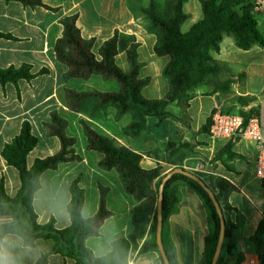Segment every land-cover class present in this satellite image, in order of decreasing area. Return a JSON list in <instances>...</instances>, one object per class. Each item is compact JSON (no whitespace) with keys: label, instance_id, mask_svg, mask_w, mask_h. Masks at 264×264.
<instances>
[{"label":"crops","instance_id":"0c3cea01","mask_svg":"<svg viewBox=\"0 0 264 264\" xmlns=\"http://www.w3.org/2000/svg\"><path fill=\"white\" fill-rule=\"evenodd\" d=\"M152 1L164 3L167 0H42L46 7H29L17 1L0 0V31L13 36V39L0 38V68L29 64L35 74L44 69L48 70L31 82L21 80L18 86L7 84L3 87L0 84V182L3 179L8 195L15 196L21 182L18 171L6 163L1 153L5 144L19 134L25 121L30 122L32 132L39 140L38 145L28 155L30 167L37 158L54 155L61 149L59 139L49 136L46 129V124L52 121L53 112L60 113L74 125L81 118H86L82 113L71 111L67 107L66 88L81 90V82L87 83L89 80L66 79L68 67L58 60L55 53L57 40L63 36L61 20L64 17L78 14L77 26L81 35L85 39H95L93 48L95 52L103 42L114 35L115 31L135 36L139 43L138 61L142 64L140 77L150 78V83L142 90L143 96L155 100L167 95L170 84L164 77L163 70L170 57L155 54L157 37L146 30V23L140 22L142 19L145 20L142 9L147 8ZM254 1L260 5L257 13L264 21V0ZM184 11L188 18L182 24L181 30L187 32L203 17L201 0H187ZM188 21L190 24L184 31L182 27ZM229 39H232L233 43ZM234 45L236 46L233 37L225 36L220 52L214 54L218 62L228 69L221 75V79L226 80L231 73L234 74L233 90L235 79L244 77L242 89L236 88V98H256L246 89L245 84L252 77L264 76V46H254L249 50H243L245 52H239L235 50ZM116 61L124 71L130 69L125 52L120 53ZM221 95L226 94L214 93L209 86L197 88L190 101L187 123L184 125L179 121L168 120L165 126L153 128L151 143L145 141L143 136L145 134L133 136L125 132L126 126L97 127L118 143L141 153L140 165L143 169L150 170L161 166L163 176L173 169L164 161L168 156L165 144L169 140L189 144L193 153L185 160L184 168L199 173L208 185L210 177H220L237 187L238 191L229 197V203L233 208L229 213V219L240 225L235 238L238 249L244 252L245 239L256 232L263 218L264 187L263 181L255 174L257 149L253 141L248 139L236 141L233 151L239 156L227 162V166L221 161L213 160L217 152L229 141L214 138L210 133L202 132L201 128L214 110H223L220 108ZM258 102L256 98L242 108L247 111L256 107ZM110 108L112 107L108 109ZM168 110L178 117L181 116V109L175 103L170 105ZM114 119H117L116 116ZM96 120L91 121L99 123ZM173 122L178 126H172ZM74 127L78 134L74 149L80 159L62 163L57 170H47L42 174V188L36 192L34 198L38 221L47 223L54 218L58 229L70 225V216L67 212V204L71 199L70 185L73 180L82 176L81 186L85 191L82 215L87 218L96 215L102 198L105 210L110 213L99 234L89 236L86 245L92 251L102 246L112 247L113 241L127 237L130 233L131 210L138 202L126 193L120 175L115 169L104 170L99 166L102 155L88 150L82 126ZM41 134L47 139L49 153L32 158L34 151L42 143ZM208 216V210L198 193L187 185H180L176 208L170 214L162 233L165 251L169 259L173 258V264L199 263L204 253L205 238L211 229ZM9 220L10 218L0 214V224ZM152 222L153 213L146 222L145 234L132 245L128 257H136L146 264H164L158 249H145V245L152 240ZM8 236L12 240L21 239L13 234ZM53 247V240H38L32 252L21 253L23 264H35L42 254L51 253ZM16 251L21 252L20 249ZM49 264L76 262L51 253Z\"/></svg>","mask_w":264,"mask_h":264},{"label":"trees","instance_id":"16d2710c","mask_svg":"<svg viewBox=\"0 0 264 264\" xmlns=\"http://www.w3.org/2000/svg\"><path fill=\"white\" fill-rule=\"evenodd\" d=\"M4 1H17L29 7H46L42 0ZM186 1L167 0L163 6L152 1L147 8L142 9L146 30L157 37L155 54L170 57L163 70L164 77L169 81L170 90L162 99L150 100L142 94L143 88L150 83V78L140 77L142 64L138 61L139 43L135 36L115 31L114 35L103 42L95 52L93 50L95 39H85L81 35L77 26L78 14L61 20L64 31L63 36L57 40L55 53L58 60L68 67L66 79L87 81L100 77L104 80H113L117 84V90L114 91L66 88V102L71 111L85 115L86 118H81L79 123L87 138L88 150L102 155L99 166L104 170L115 169L120 175L126 193L138 202L131 210L130 233L127 237L116 239L112 243L115 254L110 259L118 258L121 264L128 258L135 241L145 234L146 222L151 213H153L152 240L145 245V249H158L157 208L159 188L164 176L161 166L150 170L143 169L140 165L141 153L118 143L91 120L105 117L107 109L112 107L117 110L118 116L131 113L133 120L125 128V132L134 130L133 136L148 128L165 126L168 120L179 121L185 125L189 120L190 101L197 88L209 86L214 93L224 94L232 90L234 74L231 73L229 78L222 80L221 75L228 69L214 56L220 52L224 37L232 36L236 46L242 50L264 46V34L258 28L254 0H201L202 19L193 24L187 32H183L181 26L188 18L184 11ZM0 38L13 39V36L0 31ZM122 52L126 53L130 64L128 71H124L116 61V57ZM47 71L44 69L39 74ZM39 74L33 73L29 64L0 68V84L3 87L7 84L18 86L21 80L31 82ZM254 100L239 98L242 106H247ZM174 103L181 109L180 117L168 110ZM214 112L215 110L212 114ZM236 113L249 119L259 115L260 106ZM212 114L202 126V132L210 133ZM51 118L52 121L46 124V129L49 136L59 139L61 149L58 153L37 158L32 166H28V155L39 142L38 137L32 132L29 121H25L19 134L3 147L2 157L8 165L18 171L21 185L16 195L10 196L6 192L3 179L0 182V214L10 218L8 222L0 224L3 228L0 236L17 235L32 248L40 239L53 240L54 247L51 252L53 254L72 259L76 264H104L102 260L94 259L93 251L86 245V239L99 234L110 213L105 210L102 198L97 214L84 218L82 209L85 191L81 186L82 176L77 177L70 185L71 199L67 204L70 225L58 229L54 218L47 223L38 221L34 198L36 192L42 188V174L47 170H57L62 163L80 159L74 149L78 137L70 132L71 122L58 112H53ZM234 143L229 141L217 152L213 160L221 161L227 166V162L238 158L239 155L233 151ZM165 150L168 156L164 161L173 168H183L185 160L193 153L189 144H180L175 140H169ZM196 174L202 177L199 173ZM180 185L194 189L208 210L211 229L205 238L204 253L198 264H211L221 233V220L208 192L184 174H174L164 186L163 227L176 208ZM209 187L215 193L226 221L225 241L217 264H240L245 258V253L255 254L259 263L264 264V212L256 232L245 239V251H240L235 238L240 225L229 219V213L233 210L229 197L238 189L220 177H210ZM101 193L103 196L104 191ZM51 253L42 254L35 264H49ZM170 261L173 264V258H170Z\"/></svg>","mask_w":264,"mask_h":264},{"label":"rangeland","instance_id":"374dc122","mask_svg":"<svg viewBox=\"0 0 264 264\" xmlns=\"http://www.w3.org/2000/svg\"><path fill=\"white\" fill-rule=\"evenodd\" d=\"M159 4H160V6H163L165 4V2L164 3L162 2ZM255 16L258 20V26L264 34V30H263L264 21L258 13H256ZM140 22L142 24H145L146 20L142 19V20H140ZM188 24H190V21H188L187 24H185L182 27L184 31L186 30V26H188ZM229 40L233 43L232 39H229ZM224 44H225V42L223 43V45ZM234 48H235V50L237 49L239 52H245L242 49L237 48L235 45H234ZM243 74H244V72H243ZM225 76H228V75L225 74ZM243 81H244V77H239V78H237V80L235 79V84H234V87H233V90L231 91V93L226 94V95H221L220 108L223 109L221 111H228V112H233V113L244 111V108H242L243 106L240 105L241 103H240L239 99H237L238 97L236 98V94H237L236 88L241 90L243 87ZM81 83H82L81 90H85V91L93 90V89H98L101 91L117 90V84L113 80H104L100 77H95V78H92L91 80L89 79V81L87 83H85V82H81ZM245 87L249 92H251L253 95H255V97L259 101L257 106H260L259 105L260 101H262L263 96H264V76H255V77L248 79L246 81ZM256 98L253 97V99H256ZM115 116L117 119H114ZM132 120H133V117H132L131 113H126V114H123L121 116H118L117 110L114 108H110V109H107L105 117H101V118L97 119L96 121L99 123H94V124L96 126H126V128H127V126L130 125ZM71 126H73V127L71 128L70 132L72 134H76L78 137L76 127H74V126H81V125L79 124V122H77L76 125H74L72 123ZM172 126H178V124L173 122ZM153 128H148L145 131H142L135 136H140L141 134H145V135H143L145 138V141L147 143H151L153 140V131H154ZM128 133L133 135L134 130H129ZM41 139H42L41 140L42 143L40 144L39 148L36 151H34L32 158H34L35 156H38V155H46L47 153H49L48 152L49 150H48L47 145H46V143H47L46 137L41 134ZM180 144H182L181 141H180ZM165 148H166V146H165ZM190 171H192V170H190ZM192 172H195V171H192Z\"/></svg>","mask_w":264,"mask_h":264},{"label":"built area","instance_id":"2783aa9c","mask_svg":"<svg viewBox=\"0 0 264 264\" xmlns=\"http://www.w3.org/2000/svg\"><path fill=\"white\" fill-rule=\"evenodd\" d=\"M255 5L258 12L260 5L258 3ZM260 105L259 115L249 119L239 113L215 110L212 114L210 134L214 138L233 142L240 139L253 141L257 149L255 174L259 180L264 181V96ZM240 264L260 263L255 254L245 253V258Z\"/></svg>","mask_w":264,"mask_h":264},{"label":"water","instance_id":"95a60500","mask_svg":"<svg viewBox=\"0 0 264 264\" xmlns=\"http://www.w3.org/2000/svg\"><path fill=\"white\" fill-rule=\"evenodd\" d=\"M184 174L193 180H195L199 185H201L209 194L211 197V200L213 201L216 210L219 214L220 220H221V233L219 237V241L216 247V251L212 260L211 264H217L218 260L220 258L222 249H223V244L225 241V232H226V221L223 215L222 207L219 203V201L216 198L215 193L213 190L209 187L208 183L205 182L198 174L187 170L186 168H173L169 173H167L161 181V185L159 188V199H158V208H157V231H156V242H157V247L160 252V255L162 257V260L164 264H171L170 259L165 251L164 245H163V240H162V233H163V190L166 182L174 175V174Z\"/></svg>","mask_w":264,"mask_h":264},{"label":"clouds","instance_id":"9594fccd","mask_svg":"<svg viewBox=\"0 0 264 264\" xmlns=\"http://www.w3.org/2000/svg\"><path fill=\"white\" fill-rule=\"evenodd\" d=\"M84 218L87 219V216ZM0 231H3L2 227H0ZM16 249H20L21 252L18 253ZM32 251L31 245L24 243L23 239L12 240L8 235L0 236V264H23L21 253ZM114 254L115 251L111 246H102L93 251L94 259H100L104 264H121L118 258L110 259ZM122 264H146V262L138 260L136 257H128Z\"/></svg>","mask_w":264,"mask_h":264}]
</instances>
